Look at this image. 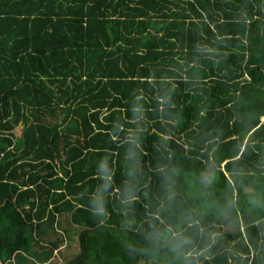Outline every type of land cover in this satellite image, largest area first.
Returning a JSON list of instances; mask_svg holds the SVG:
<instances>
[{"label":"trees","instance_id":"16d2710c","mask_svg":"<svg viewBox=\"0 0 264 264\" xmlns=\"http://www.w3.org/2000/svg\"><path fill=\"white\" fill-rule=\"evenodd\" d=\"M74 240L264 264V0H0V264Z\"/></svg>","mask_w":264,"mask_h":264},{"label":"rangeland","instance_id":"374dc122","mask_svg":"<svg viewBox=\"0 0 264 264\" xmlns=\"http://www.w3.org/2000/svg\"><path fill=\"white\" fill-rule=\"evenodd\" d=\"M208 182V179H205ZM63 220V217H61ZM67 222H64V225ZM76 241H66V243L59 249L58 253L55 255V259L49 264H64V262L71 257L73 252L77 251Z\"/></svg>","mask_w":264,"mask_h":264}]
</instances>
